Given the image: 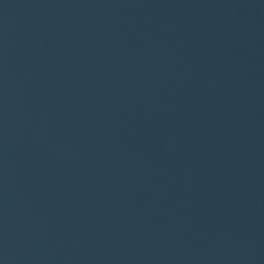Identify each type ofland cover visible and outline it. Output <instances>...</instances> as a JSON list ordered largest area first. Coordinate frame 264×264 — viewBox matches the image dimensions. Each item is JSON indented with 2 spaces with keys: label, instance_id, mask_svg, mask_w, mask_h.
I'll list each match as a JSON object with an SVG mask.
<instances>
[{
  "label": "water",
  "instance_id": "water-1",
  "mask_svg": "<svg viewBox=\"0 0 264 264\" xmlns=\"http://www.w3.org/2000/svg\"><path fill=\"white\" fill-rule=\"evenodd\" d=\"M0 264H264V0H0Z\"/></svg>",
  "mask_w": 264,
  "mask_h": 264
}]
</instances>
